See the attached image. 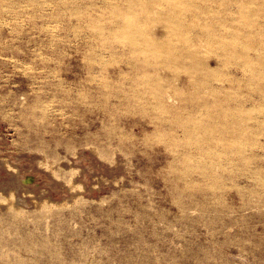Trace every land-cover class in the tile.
Masks as SVG:
<instances>
[{"label": "rangeland", "instance_id": "1", "mask_svg": "<svg viewBox=\"0 0 264 264\" xmlns=\"http://www.w3.org/2000/svg\"><path fill=\"white\" fill-rule=\"evenodd\" d=\"M231 1H0V264H264V0Z\"/></svg>", "mask_w": 264, "mask_h": 264}, {"label": "bare ground", "instance_id": "2", "mask_svg": "<svg viewBox=\"0 0 264 264\" xmlns=\"http://www.w3.org/2000/svg\"><path fill=\"white\" fill-rule=\"evenodd\" d=\"M0 1H1V0H0ZM4 1H5V0H4ZM151 1H152V0H151ZM153 1H154V0H153ZM153 1L150 2V0H149L150 3H153V4H154ZM211 1H212V0H211ZM214 1H215V0H214ZM230 1H231V0H230ZM123 2H124V1H123ZM145 2H146V1H145ZM159 2H160V1H159ZM168 2H169V0H168ZM231 2H232V1H231ZM160 3H161V2H160ZM170 3H171V2H170ZM174 3H175V2H174ZM117 4H118V3H117ZM147 4H148V3H147ZM153 4H152V5H153ZM181 4H182V2H181ZM191 4H192V3H191ZM2 5H4V4H2ZM150 5H151V4H150ZM165 5H166V4H165ZM176 5H177V4H176ZM145 6H146V5H145ZM147 6H148V5H147ZM192 6H193V5H192ZM123 7H124V6H123ZM151 7H153V6H151ZM151 7H150V8H151ZM159 8H160V7H159ZM200 8H201V7H200ZM1 9H3V8H1ZM207 9H208V8H207ZM214 9H215V7H214ZM152 10H153V9H152ZM152 10H151V11H152ZM175 10H176V9H175ZM109 11H110V10H109ZM176 11H177V10H176ZM191 11H193V10H191ZM216 11H217V10H216ZM218 11H219V10H218ZM0 13H1V12H0ZM182 13H183V12H182ZM7 14H8V13H7ZM191 14H192V13H191ZM195 14H196V13H195ZM192 15H193V14H192ZM214 15H215V13H214ZM250 15H251V14H250ZM135 16H136V15H135ZM148 16H149V15H148ZM164 16H165V15H164ZM186 16H187V15H186ZM198 16H199V15H198ZM166 17H167V16H166ZM176 17H177V16H176ZM179 17H180V16H179ZM173 18H174V17H173ZM177 18H178V17H177ZM166 19H167V18H166ZM148 21H149V20H148ZM198 21H199V20H198ZM122 22H123V21H122ZM225 22H226V21H225ZM131 23H132V22H131ZM176 23H177V22H176ZM134 24H135V23H134ZM151 24H152V22H151ZM202 24H203V23H202ZM207 24H208V23H207ZM135 26H136V25H135ZM170 26L173 27L174 25H171V24H170ZM176 26H177V25H176ZM179 26H180V25H179ZM179 26H177V30H178V31L181 30ZM212 26H213V25H212ZM171 27H169V28H171ZM178 27H179V28H178ZM107 28H108V27H107ZM131 28H133V27H131ZM182 28H183V27H182ZM201 28H202V27H201ZM133 29H134V28H133ZM133 29H131V30H133ZM137 29H138V28H137ZM186 29H187V28H186ZM201 30H202V29H201ZM172 31H173V30H169V32H172ZM130 33H131V31H130ZM133 33H134V31H133ZM180 33H181V32H180ZM180 33H179V34H180ZM221 33H222V32H221ZM131 34H132V33H131ZM134 34H135V33H134ZM141 34H142V32H141ZM177 34H178V32L173 33L172 35H177ZM181 34H182V33H181ZM189 34H190V33H189ZM207 34H208V33H207ZM212 34H213V33H212ZM172 35H171V36H172ZM195 35H196V34H195ZM132 36H133V34L131 35V37H132ZM143 36H144V35H143ZM197 36H198V35H197ZM204 36H205V35H204ZM212 36H213V35H212ZM222 36H224V35H222ZM235 36H236V35H235ZM134 37H137V36H134ZM141 38H142V37H141ZM144 38H145V37H144ZM144 38H143V39H144ZM165 38H166V37H165ZM213 38H214V37H213ZM226 38H227V37H226ZM168 39H169V37H168ZM168 39H167V40H168ZM178 39H179V38H178ZM184 39H185V38H184ZM215 39H216V38H215ZM169 40H170V39H169ZM169 40H168V41H169ZM209 40H210V39H209ZM183 41H184V40H183ZM129 42H130V41H129ZM172 42H173V40H172ZM206 42H207V41H206ZM162 43H163V42H162ZM194 43H195V42H194ZM119 44H120V43H119ZM165 44H166V41H165ZM187 44H188V43H187ZM209 44H210V43H209ZM145 45H146V44H145ZM160 45H161V44H159V43H157V42H155V41H154V42L152 41V42H151V45H150V46H152V52H153V53H156V52L158 51V49L160 48ZM162 45H164V44H162ZM171 45H172V44H171ZM158 46H159V47H158ZM166 46H168V45H166ZM235 46H236V45H235ZM168 47H169V46H168ZM189 47H190V46H189ZM229 47H230V46H229ZM135 48H136V47H135ZM161 48H162V47H161ZM224 48H225V47H224ZM174 49H175V48H174ZM188 49H189V48H188ZM184 51H185V50H184ZM233 51H234V50H233ZM145 52H146V51H145ZM149 52H150V51H149ZM192 52H193V51H192ZM158 53H159V52H158ZM197 53H198V52H197ZM223 53H224V52H223ZM227 53H228V52H227ZM227 53H226V54H227ZM229 55H230V54H229ZM159 56H160V55H159ZM180 56H182V55H180ZM254 59H255V58H254ZM154 60H155V58H154ZM220 60H221V58H220ZM176 62H177V61H176ZM182 64H183V63H182ZM221 64H222V63H221ZM224 65H225V64H224ZM227 65H228V64H227ZM238 65H239V64H238ZM183 66H184V65H183ZM193 66H195V65H193ZM180 68H181V67H180ZM184 69H185V68H184ZM196 69H197V68H196ZM255 69H256V68H255ZM190 70H191V69H190ZM202 70H203V69H202ZM211 70H212V69H211ZM195 71H196V70H195ZM204 72H205V71H204ZM208 72H209V71H208ZM195 73H196V72H195ZM207 74H208V73H207ZM201 76H202V75H201ZM210 77H211V76H210ZM210 77H209V78H210ZM145 78H146V77H145ZM157 78H158V77H157ZM212 78H213V76H212ZM212 78H211V79H212ZM191 79H192V78H191ZM156 81H160V79H158V80H156ZM216 81H217V80H216ZM253 81H254V80H253ZM160 82H161V81H160ZM160 82H159V83H160ZM167 82H168V81H167ZM211 82H212V81H211ZM213 83H214V82H213ZM190 84H191V83H190ZM199 84H200V83H199ZM144 85H145V84H144ZM193 85H194V84H193ZM203 85H204V84H203ZM156 87H157V86H156ZM160 87H161V86H160ZM164 87H165V86H164ZM213 89H214V88H213ZM203 90H204V89H203ZM151 92H152V91H151ZM153 92H154V91H153ZM214 92H215V91H214ZM226 93H227V92H226ZM159 95H161V94H159ZM204 95H205V94H204ZM222 99H223V98H222ZM220 100H221V99H220ZM184 106H185V105H184ZM219 110H220V109H219ZM230 111H231V110H230ZM206 117H207V116H206ZM209 118H210V117H209ZM251 118H252V117H251ZM210 119H211V118H210ZM236 119H237V118H236ZM198 120H199V119H198ZM228 122H229V121H228ZM251 126H252V125H251ZM185 129H187V128H185ZM227 130H228V129H227ZM234 131H235V130H234ZM223 135H224V134H223ZM225 135H226V134H225ZM227 135H228V134H227ZM244 138H245V137H244ZM198 139H199V138H198ZM232 142H233V141H232ZM234 144H235V143H234ZM236 145H237V144H236ZM236 147H237V146H236ZM231 150H232V149H231ZM235 150H236V149H235ZM220 152H221V151H220ZM246 153H247V152H246ZM236 155H237V154H236ZM241 157H242V156H241Z\"/></svg>", "mask_w": 264, "mask_h": 264}]
</instances>
